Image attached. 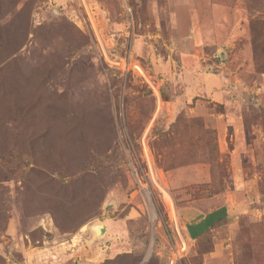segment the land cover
I'll list each match as a JSON object with an SVG mask.
<instances>
[{
  "label": "rangeland",
  "instance_id": "1",
  "mask_svg": "<svg viewBox=\"0 0 264 264\" xmlns=\"http://www.w3.org/2000/svg\"><path fill=\"white\" fill-rule=\"evenodd\" d=\"M263 142L264 0H0V264H264Z\"/></svg>",
  "mask_w": 264,
  "mask_h": 264
},
{
  "label": "crops",
  "instance_id": "2",
  "mask_svg": "<svg viewBox=\"0 0 264 264\" xmlns=\"http://www.w3.org/2000/svg\"><path fill=\"white\" fill-rule=\"evenodd\" d=\"M216 102L217 103H223V102H221L220 101V99L219 100H216ZM227 114H229V111L227 112ZM229 116V115H228ZM227 116V121L228 122H230V123H227V122H220V124L222 125V126H220L219 125V119H222V117H223V115H219V116H217V127L218 126H220V128H221V130H222V133H224L223 135H225V137H226V132H230L231 134L229 135V137H230V141H232L233 142V140L234 141H237L238 139H241V137H243L244 138V132H246L247 133V135H249V130H250V128H253V129H255V128H258V127H260V124L258 125H255V126H249V125H244L243 124V122H241V121H236L235 123H232L231 122V120L229 119V117ZM219 128V127H218ZM243 133V134H242ZM237 136V137H236ZM259 136V137H258ZM256 138H257V140H259V138H260V135H258ZM234 137H235V139H234ZM237 139V140H236ZM253 142H256V140L255 141H253ZM253 142H251V143H249V142H247V145L246 144H244V146H245V150L247 151V152H250V155L248 156V162L249 163H253V152H254V150H255V148H259V144H252ZM261 142H262V139H261ZM258 143V142H257ZM262 146H264V142L263 143H260ZM226 152H227V154L230 156V159H231V161H232V163L233 164H236V161H237V158H238V156L239 155H241V153H243L244 151H243V148L240 146V147H238L237 145H234L233 146V148H227L226 149ZM194 213V212H193ZM181 214L179 213V218H180V220H181ZM201 218V217H200ZM199 218V219H200ZM214 226V224H212L209 228H208V230L211 228V227H213ZM205 232V231H204ZM204 232H202V233H204Z\"/></svg>",
  "mask_w": 264,
  "mask_h": 264
},
{
  "label": "built area",
  "instance_id": "3",
  "mask_svg": "<svg viewBox=\"0 0 264 264\" xmlns=\"http://www.w3.org/2000/svg\"><path fill=\"white\" fill-rule=\"evenodd\" d=\"M131 71L132 72H137L138 74H140V77L142 76L144 78V75H143L144 70L137 63H129V65L127 66L125 72L128 73V72H131ZM174 230H175V233L177 234V236L179 237L180 236V234H179L180 231L177 229V227H174ZM179 247L180 248H178V250L176 249L175 252L171 253L172 257L169 258V260H168L169 264H174L175 261H179L183 256H185L187 254L188 250H187L185 242H181ZM171 252H172V250H171Z\"/></svg>",
  "mask_w": 264,
  "mask_h": 264
},
{
  "label": "bare ground",
  "instance_id": "4",
  "mask_svg": "<svg viewBox=\"0 0 264 264\" xmlns=\"http://www.w3.org/2000/svg\"><path fill=\"white\" fill-rule=\"evenodd\" d=\"M150 166H151V165H150ZM155 176H156V175H155ZM154 178H155V177H154ZM156 180H157V179H156ZM156 184H157V182H156ZM166 200H167V202H169V198H167ZM172 204H173V203H172ZM174 208H175V207H174Z\"/></svg>",
  "mask_w": 264,
  "mask_h": 264
},
{
  "label": "trees",
  "instance_id": "5",
  "mask_svg": "<svg viewBox=\"0 0 264 264\" xmlns=\"http://www.w3.org/2000/svg\"><path fill=\"white\" fill-rule=\"evenodd\" d=\"M203 234V233H202Z\"/></svg>",
  "mask_w": 264,
  "mask_h": 264
}]
</instances>
